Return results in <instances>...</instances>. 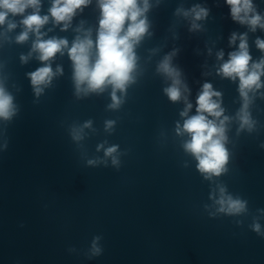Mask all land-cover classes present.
Returning <instances> with one entry per match:
<instances>
[{"label": "clouds", "instance_id": "obj_1", "mask_svg": "<svg viewBox=\"0 0 264 264\" xmlns=\"http://www.w3.org/2000/svg\"><path fill=\"white\" fill-rule=\"evenodd\" d=\"M168 0H0V49L5 45H28L27 52L19 54L20 64L32 61L38 63L34 70L26 72L33 93V104H38L46 91L54 87V81L64 76L63 64L58 59L67 56L71 64L73 96L83 100L91 96L107 94L110 102L105 110L119 112L128 100L129 89L139 84L148 67L153 64V75L162 81V93L173 104H181L179 119L174 122L173 135L185 156L183 167L195 163L204 181L209 184L208 200L203 205L210 218L227 216L236 218L235 224L243 226L244 219L251 216L248 228L264 238V208H257L253 214L249 201L239 194H233L221 177L230 171L234 145L230 137L235 126V136L260 132L264 127L253 115L256 101L264 100V38L257 35L253 41L260 55L251 54L249 34L264 32V12L255 0H223L229 9L231 20L246 31H232L228 36V47L215 51L212 65L215 75L237 85L238 97L234 103L239 107L229 113L224 106V94L214 88L213 83L204 80L192 99L183 68L176 62L182 48L177 46L179 29L186 27L190 35L208 31L206 24L211 16L207 0H177L166 34L159 44L140 50L147 41L156 36V25L152 13ZM92 8L95 23L83 18L86 9ZM72 33V39L57 33ZM169 42L172 46L169 48ZM214 44V42H213ZM165 49H168L167 51ZM207 56L213 55V47L205 44ZM197 55L201 52L195 49ZM227 57V58H226ZM55 64V67L53 65ZM207 68V63L202 65ZM204 71L202 76L212 75ZM22 88L11 80L7 61L0 59V151L9 144L8 126L19 116L21 105L17 94ZM194 110V111H193ZM63 123V122H62ZM117 119H105L103 132L112 135ZM67 132L84 161L86 167H112L119 171L122 157L128 149L119 144H110L104 139L96 144L95 153L89 155L85 141L96 135L92 119L73 121L67 125ZM160 137L166 139V133ZM264 149V142L259 145ZM102 153V155H98ZM103 237L94 235L86 249L80 250L86 259L100 257L104 248ZM69 247V253H77Z\"/></svg>", "mask_w": 264, "mask_h": 264}]
</instances>
